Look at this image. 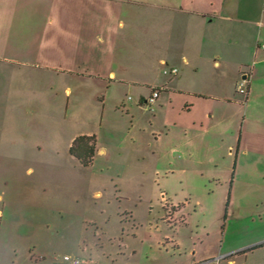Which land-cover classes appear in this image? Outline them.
Returning <instances> with one entry per match:
<instances>
[{
  "label": "crops",
  "instance_id": "0c3cea01",
  "mask_svg": "<svg viewBox=\"0 0 264 264\" xmlns=\"http://www.w3.org/2000/svg\"><path fill=\"white\" fill-rule=\"evenodd\" d=\"M261 45L264 0H0V146H15L12 126L18 123L24 134L31 113L45 106L42 90L59 76L67 80V110L97 97L102 114L110 112L108 124L121 107L132 118L129 134L143 130L148 99L125 101L131 91L126 56L133 46L138 66L157 72L150 94L160 89L146 120L154 141L142 144L134 133L130 142L143 147L136 151L170 159V173L183 175L184 184L190 171L205 178L204 185L228 188L231 209L221 247L173 264H235V256L247 254L235 252V223L264 234V214L235 217V195L264 194ZM171 69L177 73L164 74ZM244 79L241 95L236 88ZM25 153L0 155V183H9L7 175L21 176L22 168L31 174ZM13 205L0 208V264H25L26 234L14 233ZM262 254L252 264H264Z\"/></svg>",
  "mask_w": 264,
  "mask_h": 264
},
{
  "label": "rangeland",
  "instance_id": "374dc122",
  "mask_svg": "<svg viewBox=\"0 0 264 264\" xmlns=\"http://www.w3.org/2000/svg\"><path fill=\"white\" fill-rule=\"evenodd\" d=\"M140 59L138 49L130 47L127 103L148 99L149 83L157 75L138 66ZM65 79H50L42 90L41 112L31 113L24 134L18 123L12 126L15 146H0L1 156L25 150L30 160V175L22 168L21 176L10 174L9 183H0V208L15 204L10 210L14 233L26 234L24 263L69 264L68 257L79 264H173L190 261L194 252L219 249L230 208L228 188L204 185L206 179L190 171L184 184L183 175L170 173V159L136 151L154 141L146 121L154 103L142 107L147 111L140 120L144 131L137 127L129 134L132 118L126 109L113 112L110 125V112L102 114L97 97L79 100L77 111L67 110ZM88 133L96 139L95 155L84 167L69 147L72 138ZM134 133L142 144L130 142ZM9 208L3 210L5 217ZM245 214H264V194L235 195V217ZM249 231L235 223V252L261 246L235 256V264H252L263 255L264 234Z\"/></svg>",
  "mask_w": 264,
  "mask_h": 264
},
{
  "label": "trees",
  "instance_id": "16d2710c",
  "mask_svg": "<svg viewBox=\"0 0 264 264\" xmlns=\"http://www.w3.org/2000/svg\"><path fill=\"white\" fill-rule=\"evenodd\" d=\"M95 141L96 140L94 136H78L70 144V155L75 158L80 163V165L84 167L89 166L92 163L95 155ZM260 246L261 245L251 247L245 250V252H249Z\"/></svg>",
  "mask_w": 264,
  "mask_h": 264
},
{
  "label": "built area",
  "instance_id": "2783aa9c",
  "mask_svg": "<svg viewBox=\"0 0 264 264\" xmlns=\"http://www.w3.org/2000/svg\"><path fill=\"white\" fill-rule=\"evenodd\" d=\"M260 48L264 50V45H261ZM176 73H177L176 69H171V70H168V71H164L165 75H171L172 76V75H175ZM246 83H247L246 79L240 81V83L238 84V86L236 88V92L238 94H241V95H245L246 94V91H247ZM159 92H160L159 88H153L151 90V94H150V97L147 100V103L148 104L153 103L155 101V99L158 98ZM64 260L67 261L69 264H79V261L72 260V259H70L68 257H65ZM220 260L221 259H217V260H215V262H218ZM201 264H210V261H205V262H203Z\"/></svg>",
  "mask_w": 264,
  "mask_h": 264
}]
</instances>
